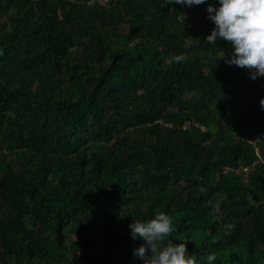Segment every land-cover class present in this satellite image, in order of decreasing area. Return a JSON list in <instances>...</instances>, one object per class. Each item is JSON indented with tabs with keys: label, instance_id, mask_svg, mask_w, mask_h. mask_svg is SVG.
Masks as SVG:
<instances>
[{
	"label": "trees",
	"instance_id": "16d2710c",
	"mask_svg": "<svg viewBox=\"0 0 264 264\" xmlns=\"http://www.w3.org/2000/svg\"><path fill=\"white\" fill-rule=\"evenodd\" d=\"M88 1L0 0V264H144L159 212L198 264H264V76L212 0Z\"/></svg>",
	"mask_w": 264,
	"mask_h": 264
},
{
	"label": "clouds",
	"instance_id": "9594fccd",
	"mask_svg": "<svg viewBox=\"0 0 264 264\" xmlns=\"http://www.w3.org/2000/svg\"><path fill=\"white\" fill-rule=\"evenodd\" d=\"M206 0H168V4H184L191 7ZM209 19L215 27L206 37L207 44H215L219 38L231 45V57L226 58L225 51L219 60L232 66L246 68L251 78L264 76V0H219V7L209 4ZM175 62H186L188 57L179 54ZM264 108V98L260 100ZM201 192L205 189L201 188ZM133 239H142L143 243L133 250V256L142 259L144 264H198L196 255L190 254L187 241L174 243L175 232L172 218L159 212L148 220L135 219L129 225ZM217 260L215 253L207 256L208 264Z\"/></svg>",
	"mask_w": 264,
	"mask_h": 264
},
{
	"label": "built area",
	"instance_id": "2783aa9c",
	"mask_svg": "<svg viewBox=\"0 0 264 264\" xmlns=\"http://www.w3.org/2000/svg\"><path fill=\"white\" fill-rule=\"evenodd\" d=\"M111 0H89L88 3L91 4V6L99 5L103 6L110 2Z\"/></svg>",
	"mask_w": 264,
	"mask_h": 264
},
{
	"label": "rangeland",
	"instance_id": "374dc122",
	"mask_svg": "<svg viewBox=\"0 0 264 264\" xmlns=\"http://www.w3.org/2000/svg\"><path fill=\"white\" fill-rule=\"evenodd\" d=\"M213 5H219V0H212Z\"/></svg>",
	"mask_w": 264,
	"mask_h": 264
}]
</instances>
